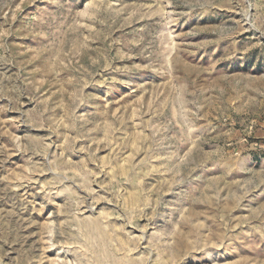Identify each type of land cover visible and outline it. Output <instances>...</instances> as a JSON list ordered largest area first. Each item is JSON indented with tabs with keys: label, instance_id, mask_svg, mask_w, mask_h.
Returning a JSON list of instances; mask_svg holds the SVG:
<instances>
[{
	"label": "rangeland",
	"instance_id": "rangeland-1",
	"mask_svg": "<svg viewBox=\"0 0 264 264\" xmlns=\"http://www.w3.org/2000/svg\"><path fill=\"white\" fill-rule=\"evenodd\" d=\"M0 264H264V0H0Z\"/></svg>",
	"mask_w": 264,
	"mask_h": 264
}]
</instances>
